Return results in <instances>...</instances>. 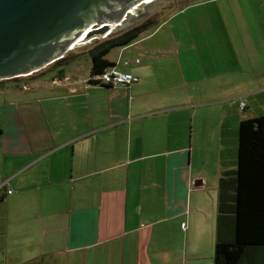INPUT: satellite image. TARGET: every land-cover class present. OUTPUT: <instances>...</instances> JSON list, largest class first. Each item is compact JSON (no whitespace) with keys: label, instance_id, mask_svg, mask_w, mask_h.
<instances>
[{"label":"crops","instance_id":"crops-1","mask_svg":"<svg viewBox=\"0 0 264 264\" xmlns=\"http://www.w3.org/2000/svg\"><path fill=\"white\" fill-rule=\"evenodd\" d=\"M107 59L139 80L0 83V264H214L219 179L264 113V0H194Z\"/></svg>","mask_w":264,"mask_h":264},{"label":"water","instance_id":"water-1","mask_svg":"<svg viewBox=\"0 0 264 264\" xmlns=\"http://www.w3.org/2000/svg\"><path fill=\"white\" fill-rule=\"evenodd\" d=\"M162 1L0 0V80L35 73L81 40L96 42L131 27Z\"/></svg>","mask_w":264,"mask_h":264},{"label":"trees","instance_id":"trees-1","mask_svg":"<svg viewBox=\"0 0 264 264\" xmlns=\"http://www.w3.org/2000/svg\"><path fill=\"white\" fill-rule=\"evenodd\" d=\"M157 23L159 21L150 15L119 34L99 39L91 45L87 50L92 59L89 83L99 84L96 77L115 66L107 59L111 49L130 44ZM70 57L74 56L57 61L63 62ZM238 138L237 168L223 171L219 179L214 264H264V113L243 118Z\"/></svg>","mask_w":264,"mask_h":264},{"label":"rangeland","instance_id":"rangeland-1","mask_svg":"<svg viewBox=\"0 0 264 264\" xmlns=\"http://www.w3.org/2000/svg\"><path fill=\"white\" fill-rule=\"evenodd\" d=\"M193 1L194 0H163L153 11H151L149 15H152V17H154V19H156L157 22L158 21L161 22L163 18L165 19L166 16L169 15L170 12L175 11L177 8H181ZM237 6L238 4L236 3V7ZM123 29H125V27H123ZM123 29H116V31L110 33V35L113 36V35L119 34L120 32L123 31ZM104 38L101 37V39H104ZM94 43H95L94 40H89L87 42L83 41L82 43H78L72 49L70 48L68 53L64 56V57H69L71 55V56H74L73 58L70 57V59L68 58L67 60H64L63 62L56 61L52 64H48L46 67H43L38 72L32 73L30 75H26V76H19V77L16 76V78L18 80H23L24 78L29 79V77L35 78V77L40 76L41 73L43 72H46L45 74L49 75L52 72H56V70L57 71L59 70L60 72L65 71L66 74L72 73V74H79V75L85 76L90 70V65H92V59L89 54L83 51H86L87 49H89V47H91V45H93ZM9 80H12V79H9Z\"/></svg>","mask_w":264,"mask_h":264},{"label":"built area","instance_id":"built-area-1","mask_svg":"<svg viewBox=\"0 0 264 264\" xmlns=\"http://www.w3.org/2000/svg\"><path fill=\"white\" fill-rule=\"evenodd\" d=\"M99 84L106 85V86H115L118 84H132L139 80L136 75L128 72H121L115 68L109 67L104 73L96 77ZM242 106H245V102H242ZM10 179L7 178L6 180L0 181V193L8 188L7 192L11 193L12 189L9 188V181ZM185 226V223H183Z\"/></svg>","mask_w":264,"mask_h":264},{"label":"flooded vegetation","instance_id":"flooded-vegetation-1","mask_svg":"<svg viewBox=\"0 0 264 264\" xmlns=\"http://www.w3.org/2000/svg\"><path fill=\"white\" fill-rule=\"evenodd\" d=\"M149 17H150V15H148L147 17H145L144 19H142V21L145 20L146 18H149ZM137 23H138V22H137ZM135 25H136V24H135ZM133 26H134V25H133ZM131 27H132V26H131ZM128 28H130V27H128ZM107 37H108V36H107ZM39 71H40V70H39ZM37 72H38V71H37ZM44 73H46V72H44ZM11 79H16V77H15V78H11ZM3 80H4V81H7V79H4V78H3ZM3 80H0V83H2ZM8 80H9V79H8Z\"/></svg>","mask_w":264,"mask_h":264},{"label":"bare ground","instance_id":"bare-ground-1","mask_svg":"<svg viewBox=\"0 0 264 264\" xmlns=\"http://www.w3.org/2000/svg\"><path fill=\"white\" fill-rule=\"evenodd\" d=\"M87 37H88V35H85V34H84V36H82L81 39H86ZM82 42H83V40H81L79 43H82ZM77 44H78V43H77Z\"/></svg>","mask_w":264,"mask_h":264}]
</instances>
